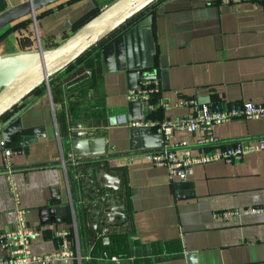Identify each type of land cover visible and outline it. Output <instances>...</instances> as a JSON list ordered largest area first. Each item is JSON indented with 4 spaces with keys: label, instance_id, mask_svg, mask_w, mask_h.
I'll return each instance as SVG.
<instances>
[{
    "label": "crops",
    "instance_id": "0c3cea01",
    "mask_svg": "<svg viewBox=\"0 0 264 264\" xmlns=\"http://www.w3.org/2000/svg\"><path fill=\"white\" fill-rule=\"evenodd\" d=\"M7 1L12 8L28 0ZM112 1L58 0L16 19L0 30V56L53 47ZM141 15L151 16L155 67L148 72L160 86L153 99L168 104L145 112L142 102L143 121L190 114V107L176 104L181 98L264 104L263 1L156 0ZM95 50L53 76L48 86H41L20 105L28 106L21 114L24 127H40L43 135L29 145L28 153L21 147L12 156L10 172L4 170L0 134V231L9 230L17 220L16 187L29 226L40 232L31 243L33 253L63 249L72 254L50 264H264V211L229 222L212 218L216 210L264 207V152H248L230 163L197 164L184 180L141 157L130 160L135 151L156 148L144 146L155 142L156 134L163 138L152 125L133 126L139 120L130 118L127 91L147 79L136 80V87H131L133 79L129 81L125 71L104 72L102 65L99 89L77 84L91 75L87 74L95 67L91 62L102 61ZM136 111L137 106L132 114ZM69 122L82 124L89 135L106 136L105 156H89L75 164V158L68 157ZM213 132L224 142L264 135V118L216 123ZM198 137L199 132L175 130L167 141L186 142L190 153L197 154ZM91 167L120 179L124 220L116 217L108 225L112 254L120 257V263L103 259L99 251L102 219L96 222V215L89 216L95 208L89 196ZM52 195L59 198L53 200ZM71 201L67 217L40 223V208ZM5 255L0 250V258Z\"/></svg>",
    "mask_w": 264,
    "mask_h": 264
},
{
    "label": "water",
    "instance_id": "95a60500",
    "mask_svg": "<svg viewBox=\"0 0 264 264\" xmlns=\"http://www.w3.org/2000/svg\"><path fill=\"white\" fill-rule=\"evenodd\" d=\"M58 0H28L15 7H10L7 0H0V30L6 25L27 14ZM156 0H113L104 6L61 42L50 48L40 47L35 51L17 52L0 56V134L7 144L15 148L23 147L29 152V145L37 142L43 135L40 127H24L21 114L28 106L20 105L42 85H49V80L69 64L78 59L91 47L102 41L127 21L138 15ZM151 16L137 19L124 28L117 36L102 47V65L104 72L125 71L131 87H136V80L152 79L150 74L155 67L154 37ZM137 111L132 114V108ZM130 118L141 120L144 111L141 101H129ZM143 130V129H141ZM152 133L151 128H145ZM145 147H157L161 144V135ZM67 144L76 159L89 156L103 157L106 154V136L89 135L87 129L68 132ZM90 198L95 203L93 213L96 222L102 219V227L124 220V205L118 198L120 179L103 168L91 167L88 171ZM54 192V189L51 190ZM87 192V191H86ZM59 197L52 195V199ZM69 205L44 206L40 208V223H54L68 216Z\"/></svg>",
    "mask_w": 264,
    "mask_h": 264
},
{
    "label": "built area",
    "instance_id": "2783aa9c",
    "mask_svg": "<svg viewBox=\"0 0 264 264\" xmlns=\"http://www.w3.org/2000/svg\"><path fill=\"white\" fill-rule=\"evenodd\" d=\"M206 1L218 4H229L254 0ZM258 1L264 2V0ZM87 74H91V72L88 71ZM159 91V81L157 79H147L141 81L136 88L129 89L126 97L130 101L144 102V111L149 112L156 107L165 108L168 106L167 102L161 99H153ZM176 104L190 107L192 112L167 120L147 122L141 119L132 122L133 126L152 125L158 133L163 135V138L159 147L135 151L130 154V160L134 157H141L155 166L165 168L170 176L184 180L192 174L193 167L197 164H206L215 161L230 163L241 159L248 152H264V135L237 138L229 142H224L213 132V125L216 123L235 119L250 120L264 118V104L250 101H243L237 104H225L222 100L214 103H202L196 98H181ZM76 129L82 130L84 127L80 123L74 125L72 122H69V130ZM175 130L199 132V137L196 140V146L200 149L199 153L191 154L186 142L169 143L167 137ZM1 144L4 154V170L10 172L13 170L12 156L22 150L7 144L4 139H2ZM68 157L74 158L71 152L68 153ZM78 162V159L75 158L74 163L77 164ZM16 189V187H13L14 195L18 203V217L12 228L0 231V250L6 252V255L0 258V264H35L37 262L50 264L52 260L70 257L72 254L63 249L47 255L33 253L31 243L40 232L37 228L29 226L25 218L24 209L20 206V198ZM263 211L264 207L262 206L221 209L213 211L212 218L220 222H229L241 215L256 214ZM100 235L102 236V244L105 247H109L111 245L109 227H102ZM101 255L103 259H109L111 262H121L120 257L110 253L107 248L102 251Z\"/></svg>",
    "mask_w": 264,
    "mask_h": 264
},
{
    "label": "trees",
    "instance_id": "16d2710c",
    "mask_svg": "<svg viewBox=\"0 0 264 264\" xmlns=\"http://www.w3.org/2000/svg\"><path fill=\"white\" fill-rule=\"evenodd\" d=\"M149 7V6H148ZM147 7V8H148ZM147 8H145V9H147ZM144 9V10H145ZM143 10V11H144ZM143 11H141L138 15H136L135 17H133L132 19H130L129 21H127L122 27H120L119 29H117V30H115L114 32H112L111 34H112V37H110V38H108L105 42H102L104 39H106V38H104L102 41H100V42H102V44H100V46L99 47H97V48H95L96 50H95V54H101V50H102V47L105 45V44H107L110 40H112V38H114L115 36H117L124 28H126V27H128V26H130L131 24H133L137 19H139V18H142V17H144V15H141V13L143 12ZM99 11H97L96 13H98ZM95 13V14H96ZM95 14H93V15H95ZM92 15V16H93ZM141 15V16H140ZM91 16V17H92ZM90 17V18H91ZM87 21V20H86ZM84 23V22H83ZM82 23V24H83ZM81 24V25H82ZM79 27V26H78ZM77 27V28H78ZM76 28V29H77ZM114 33V34H113ZM110 34V35H111ZM68 36V35H67ZM109 36V35H108ZM107 36V37H108ZM99 42V43H100ZM98 44V43H97ZM96 44V45H97ZM93 47H95V45L93 46ZM93 47H91L90 49H92ZM89 49V50H90ZM89 50H87L85 53H87ZM84 53V54H85ZM84 54L83 55H81L78 59H76L75 61H73L71 64H69L67 67H69V66H71L72 64H76V62L80 59V58H82V56H84ZM91 64H93V66H95V67H97L99 70H101V67H102V61H101V59L99 58V60H94L93 61V63L91 62ZM66 67V68H67ZM95 67H93V69L95 68ZM64 70V69H63ZM62 70V71H63ZM61 72V71H60ZM58 74V73H57ZM55 76V75H54ZM53 77V76H52ZM51 77V78H52ZM50 78V79H51ZM99 81H100V79H99V77H97V80L94 78V72L92 71V73H91V75L90 76H86L85 78H82V79H79V81H76V83L77 84H82V85H87V86H95L96 88H100V86L98 85V83H99ZM43 86V85H42ZM41 87V86H40ZM38 90V89H37ZM36 90V91H37ZM76 185H77V180H76V183H75ZM78 187V186H77ZM81 200V199H80ZM80 222H81V226H82V232H83V234H84V239L86 240L87 238H86V229H87V226H86V222H85V212H84V208H83V204H82V202H80ZM101 236V235H100ZM109 238L111 239V245L109 246V247H105L103 244H102V242H101V240H102V236H101V238H99V242H100V244H101V249L99 250L100 251V254H101V252L104 250V249H108L109 251H110V253H112V250H113V248H114V246H113V240H112V235H109ZM96 246V244L94 245V247ZM94 247H93V250H94Z\"/></svg>",
    "mask_w": 264,
    "mask_h": 264
},
{
    "label": "rangeland",
    "instance_id": "374dc122",
    "mask_svg": "<svg viewBox=\"0 0 264 264\" xmlns=\"http://www.w3.org/2000/svg\"><path fill=\"white\" fill-rule=\"evenodd\" d=\"M115 32H116V31H115ZM115 32H114V33H115ZM114 33H113V34H114ZM110 37H112V34L109 35L108 37H106V39H104L102 42H105V41H106L108 38H110ZM102 42H100V43H98L97 45H95V47H93V48L90 49L87 53H85L84 56H86L89 52H92L95 48L99 47L100 44H102ZM91 69H92V68H91ZM91 71L94 72V78L97 80L98 73L100 72V70H99L97 67H95V68L92 69Z\"/></svg>",
    "mask_w": 264,
    "mask_h": 264
}]
</instances>
